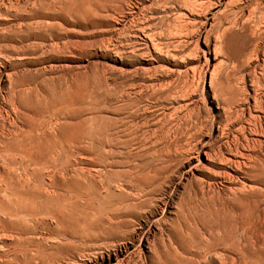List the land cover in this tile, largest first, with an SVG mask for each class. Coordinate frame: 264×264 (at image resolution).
<instances>
[{
	"label": "rangeland",
	"instance_id": "374dc122",
	"mask_svg": "<svg viewBox=\"0 0 264 264\" xmlns=\"http://www.w3.org/2000/svg\"><path fill=\"white\" fill-rule=\"evenodd\" d=\"M176 1L0 0V20L3 21H0V36L2 38L4 35L6 36L3 38L4 40L0 37V40L3 41L0 45L12 42L11 46L10 44L7 45L8 47L5 45L7 49H4V45L0 48V245H4L0 249V264H23L19 261L22 260V257L18 253L20 248L17 239L28 238V236H43L45 240H58L41 229L36 231V233L40 232L37 235L29 232V234L26 233L28 235L23 234V237H20L22 234L19 230L17 231L18 227L20 229L28 226L27 229L29 230L34 228L32 222L25 220L29 217V215H26L30 213L31 205L35 206H33V209H36L35 211L39 210L41 214L44 213L41 217L49 218L50 215L47 211L50 209L51 204L53 205L57 201V198L52 195L53 193L58 192L60 195L64 193L63 197L72 195L70 198V201H72L79 194L78 191H75L76 188L83 190L84 187V192L93 193L89 200L95 201L90 200L91 203L90 201L84 202V200H81L83 204L87 203L85 206L83 205V207H86L82 211L83 214L87 217L91 212V215L94 214L92 221L95 220L96 222V220L102 219L100 216L105 218L107 214L105 212L112 213L107 216L109 219L112 217L111 221L107 220L108 218L105 221L103 218L104 223L102 220L97 221L107 231L106 236L107 233L110 234L109 232H111L114 225H116L114 229L117 230L119 224H121L120 227L125 231L123 232L120 227L118 228L122 232V239L125 242L122 239L118 240L121 238L119 236L120 232H118L119 235L117 233L113 234L116 231L114 229V231L112 230L113 235L108 236L110 238L100 241V246L104 245L107 249L112 248L113 259L110 264H122L118 262L117 253L120 254L119 258H125V261L131 260L130 264H264V167L261 166L262 169L257 168L258 165L262 164L261 162L258 164V162L264 158H260V155H264V108L261 110L259 109L260 105H258L264 101V67L262 69V66H264V35H262V38L261 33H259L261 28L264 30V22L261 24V21L264 20V0H211L214 5L210 4L208 0H202L200 5L201 0H190L191 4L187 2L189 0H183V4L179 3L182 0H178V3ZM192 1H195V3L193 4ZM186 2L188 4L185 5ZM17 4L19 7L23 6L25 12L31 10L32 16L36 12L43 13V18L35 16L34 19L31 17V19H24L21 17L24 19L22 22L20 14L27 13L23 12L21 10L23 8L20 9ZM15 5L17 7L13 8ZM194 6L197 8H194ZM203 6H206L205 10ZM40 7H43L44 10L41 8L42 11L41 9L38 11ZM199 7L202 9H199L200 13L197 14ZM8 8L13 13L10 14ZM15 11L22 12L16 14L19 19L13 15L16 13ZM204 11H207L205 15ZM7 15H9L8 18ZM6 20H8V23ZM37 21L39 25L44 23L43 26L40 25L43 28L42 32ZM183 24L184 27L181 26ZM233 24H235V27ZM28 25L30 28L26 27ZM23 26L24 29H29L27 32H31L32 29L34 30L35 27L39 26L37 29L40 32L35 29L36 31L32 30V34H29V32L26 34V30L22 29ZM243 26L245 29H243ZM12 27H15L16 30ZM11 28L12 30H10ZM224 28L227 29L226 32L230 29L229 32L225 33ZM20 30L23 32L21 33ZM8 31L10 34L7 33ZM198 31L200 34H198ZM253 31L256 32L255 35ZM33 32L42 34V38L39 34L34 33V35ZM53 32L55 35H53ZM187 32H189V35L185 36ZM219 32L221 35H218ZM222 34L226 37L223 38ZM250 35L252 39H250ZM218 36H223L222 40ZM246 36H250L248 38L250 40H247ZM255 36L262 39L255 40ZM9 37L13 38V41ZM21 37L23 38L21 39ZM217 38L219 39L217 40ZM228 39H232V41L230 42ZM219 40L224 44L222 45ZM180 41L183 45L186 42L188 43L183 47ZM208 46L210 49H208ZM214 47L217 50L221 48L218 54H216L218 51L215 52ZM226 48L228 54L235 52L233 56L231 54L232 57L228 56ZM257 55L258 57H256ZM255 60H258V62ZM166 77L168 78L166 79ZM260 77L262 78L258 80L257 78ZM261 80H263V83L260 82ZM254 83L255 85H253ZM256 85L259 88H256ZM254 86H256V89ZM256 90L259 91L260 96ZM263 104L264 102L261 103V105ZM255 107L256 111L254 110ZM250 110L251 112L253 110V113ZM228 113H232V115ZM249 114H253L256 119L260 117L258 122L255 123L256 119H251ZM217 120H221V122ZM166 121H171L168 122L169 127L175 124L170 127L169 131L165 128L168 125L164 123L163 126V122ZM252 122L255 124L253 125ZM227 123L229 124L227 125ZM259 123H262L263 127ZM250 124L253 126H250ZM140 125L143 129L140 128ZM226 125L227 128H224ZM127 126L131 128L129 129ZM136 126H139L140 130ZM222 127L225 129L224 132ZM175 128L178 129L177 132ZM252 128L254 132H252ZM257 128L260 129V133L259 130L256 131ZM190 129H193L191 134L189 133ZM203 129L205 130L201 132ZM170 130H174V132ZM181 131L184 132L182 133L183 137L184 134H189L191 139H189V135L183 138ZM255 132H258V134H255ZM153 133L157 135H153ZM196 133H199L198 138ZM202 133L206 134L202 135ZM222 133L224 134L222 135ZM193 134L196 137L193 136L194 138H192ZM227 134H229L230 139ZM167 135L171 138H168ZM177 135L181 136L182 139L180 140ZM243 135H246V137H243ZM172 136L178 141L176 142ZM165 137L172 141L168 140L167 143L166 139L165 144L163 141ZM225 137L227 138L225 139ZM158 138H162L163 142ZM157 139L161 141V144H158ZM147 140L151 141L146 143ZM180 141L183 145L188 142L189 144H187V147L184 145V148L181 146ZM259 141L261 145L257 143ZM172 142L179 143L177 144L178 148L174 147L175 144ZM227 142L239 145L238 149L241 152H237L236 155L235 151L228 153L225 149L223 157L221 155L224 160H220L223 167H217V169L211 164L210 160L212 158L207 155V152H216L219 146H225L226 148ZM166 145L172 150H165ZM178 145L182 147V151L187 150L181 152L183 153L181 154L179 152L181 147ZM252 145L257 146L259 149L256 150L262 154L253 149ZM160 147L162 148L159 149ZM162 149L167 151L166 155H162ZM175 149L178 151L175 152ZM157 150L162 156L157 155L160 154ZM168 150L170 152L174 151V153H170ZM252 151L256 154L254 152L252 154ZM128 152L132 155L127 154ZM242 152L244 153L242 154ZM245 152H248V154ZM167 153L168 158L166 157ZM257 153H259L260 159L257 157ZM170 154H173L171 159L169 158L171 157ZM185 154L189 156H183ZM251 154L253 159L258 161L255 163L254 160L248 161L252 157ZM125 156L126 158L129 157V162L124 158ZM148 156L150 157L148 158ZM174 156H177V158ZM131 157L134 159H131ZM144 157L148 159H143V161L141 158ZM123 158L126 160L124 161ZM175 158L181 159L177 161L174 160ZM230 158L240 161L243 165V169L240 168L242 172L239 168L225 163V160ZM115 159L119 161L122 159L121 162L117 161L119 165H116ZM156 159H160V163ZM155 160L157 163L153 162ZM166 160L168 162L170 160L173 166H167L166 164L170 163ZM181 160L185 163H182ZM244 160H247L245 161L246 166H244ZM163 161L167 163H163ZM140 162L144 163L143 166H146L148 162L150 164L148 163L146 169L141 170ZM262 162L264 165V159ZM107 163H112L110 165L114 164L115 166H110ZM174 163H178L176 166L179 165L180 167L178 166L177 169ZM180 163L183 165L181 164V166ZM122 164H129V166L123 165L122 167ZM152 164L154 168H157L158 164V169L162 165L163 170H159L169 172L165 174V172L158 170V175L156 173L154 179L151 176L155 173L154 168H151ZM251 165L256 167L252 169ZM135 167L140 168V171ZM133 168L137 170H134L137 175L134 174L133 170L131 171ZM174 169H176V172L173 175L171 172ZM260 169L263 171H260ZM145 170L150 172L151 177L148 176L149 173ZM170 170L172 171L170 172ZM177 170L181 175L178 174ZM236 170L240 172L236 173ZM224 171L226 175L229 174L227 177ZM123 172L125 173L123 174ZM159 172L161 175H165L160 177ZM208 172L212 174H206ZM103 173H107V175ZM146 173L147 178L143 176ZM169 173L172 176H167ZM89 174L97 176L91 179L93 176L90 177ZM140 175L144 177V180L140 179L142 178ZM204 175H208V177H204ZM210 175L212 177H209ZM105 176L111 181H106L107 178L104 180ZM132 176H135V179ZM156 176L161 178L159 179L161 183L164 178L167 180V182L165 179L163 181L165 183L162 184L164 189L160 187L159 177L156 178ZM130 177L132 178L129 179ZM173 177L176 179L174 180ZM115 178L120 181L117 180L118 182L113 183L112 180H116ZM136 178L140 179L142 185ZM152 178L154 180L151 182L150 179ZM125 179L128 180H126L127 183L132 181L129 186L127 184V187ZM146 179H149L147 182L150 181L152 187L150 183H145ZM134 181L138 182L135 183ZM90 182L94 183L92 185L95 186L96 190L95 188L90 190L94 187L90 186ZM87 183L88 186H84ZM95 183L99 184L100 188H97ZM106 183L110 187H107ZM111 183L114 186H111ZM133 184H135V187ZM157 184L160 185V189L157 186L156 195L154 193L152 195L151 192H155V190L150 189ZM138 185L140 188H138ZM89 186L90 188H88ZM101 186H105L104 189H101ZM195 187L199 189L197 188V190ZM106 189L109 190V193ZM141 190H143V194L150 190L149 196L145 194L142 198L141 192L140 197L139 192ZM160 190L163 192L158 193ZM114 191L116 192L114 193ZM100 192L105 195L103 196ZM104 192H107V195ZM127 194L129 195L127 196ZM50 195L56 198L55 203H53V198ZM135 195L137 199L141 198V201L138 199L140 203H143L142 200H147L142 205H136V199H130ZM157 195H159V198ZM146 201H149L148 204H146ZM48 203H51L49 204L50 207L47 205ZM128 203L131 206L132 204L137 206L134 208V215L136 216H131L133 211H131V215H126L131 209ZM90 204H92V208H90ZM98 204L101 205L99 206L101 210L99 207L93 210ZM151 204L154 206L153 208ZM45 205L48 206H46V209ZM114 206L116 209H121V211L118 209L116 212L113 211L115 210L113 209ZM138 206L141 208L139 209ZM80 208L82 209L81 206ZM110 209H112V212ZM85 210L87 213L90 212L86 215ZM139 211H141V215ZM122 214L124 215L122 216ZM91 215L87 218L90 217L91 219ZM126 216L130 217L127 218ZM124 218V223L128 227L125 225L123 227L122 221ZM128 220L131 221V224L128 223L127 225ZM127 230L131 232L130 235L129 232L126 234ZM112 237L113 239H111ZM11 241L16 243H11ZM2 242L5 244H1ZM7 242L10 244L9 246L6 245ZM96 244L98 246L99 241ZM111 244H113V247ZM125 245L130 246L128 252L125 251ZM31 249L32 246L30 245L28 250L33 251ZM100 249L97 248L91 251L104 252L106 250V248ZM14 254H19V260ZM5 255H8L7 258ZM106 256H108L107 253L103 254V257ZM6 259L10 263H4ZM106 260L108 262L109 258L107 257ZM71 262L72 264L77 263L74 260L68 261L69 264ZM89 264L91 263L89 262Z\"/></svg>",
	"mask_w": 264,
	"mask_h": 264
},
{
	"label": "bare ground",
	"instance_id": "6f19581e",
	"mask_svg": "<svg viewBox=\"0 0 264 264\" xmlns=\"http://www.w3.org/2000/svg\"><path fill=\"white\" fill-rule=\"evenodd\" d=\"M46 1H47V0H46ZM173 1H176V0H173ZM177 1H178V0H177ZM177 1H176V2H177ZM179 1H180V0H179ZM186 1H187V0H186ZM206 1H207V0H206ZM208 1L210 2V4H213V5H214V3H211V0H208ZM237 1H238V0H237ZM176 2H174V3H176ZM187 2L190 3L191 1L189 0V1H187ZM187 2L185 3V5L188 4ZM192 2H193V4L195 3V1H192ZM198 2H199V1H198ZM209 2H207V3H209ZM243 2H244V1H243ZM25 3H27V2H25ZM177 3H178V2H177ZM179 3H182V4H183V0H182L181 2H179ZM203 3H204V2H203ZM207 3H206V4H207ZM182 4H181V5H182ZM190 4H191V3H190ZM190 4H189V5H190ZM193 4H192V5H193ZM200 4H202V0H201V3L199 2V5H200ZM210 4H209V5H210ZM195 5H196V4H195ZM17 6L19 7L18 4H17ZM17 6L15 5L13 8H16ZM45 6H46V5H45ZM177 6H178V5H177ZM179 6H180V5H179ZM196 6H198V5H196ZM196 6H194V8H195ZM201 6H202V5H201ZM206 6H208V5H206ZM206 6H203V7H204V10H205V7H206ZM0 7H1V6H0ZM11 7H12V6H11ZM11 7H10V11H11ZM54 7H55V6H54ZM166 7H167V6H166ZM174 7H175V4H174ZM187 7H189V6H187ZM208 7H209V6H208ZM208 7L206 8L207 10H208L210 7H212V6L210 5V7H209V8H208ZM19 8L21 9V8H23V6H22V7H19ZM41 8H43V7H40L38 11H40ZM172 8H173V7H172ZM175 8H176V7H175ZM178 8H180V7H178ZM190 8H191V7H190ZM196 8H197V7H196ZM17 9H18V8H17ZM170 9H171V8H170ZM199 9H200V7H199L198 10H197V14H198V12L200 13ZM201 9H202V8H201ZM201 9H200V10H201ZM13 10H14V9H13ZM21 10H22L23 12H25L24 8L21 9ZM43 10H44V8H43ZM191 10H192V9H191ZM251 10H252V9H251ZM8 11H9V8H8ZM10 11H9V12H10ZM27 11H28V10H27ZM34 11H36V10H34ZM41 11H42V9H41ZM45 11H46V10H45ZM193 11H194V10H193ZM254 11H255V10H254ZM6 12H7V9H6ZM15 12H16V13H14L13 15H15V17H16V16H17L16 14H17L18 11H15ZM28 12H29V11H28ZM28 12H25V13H27V14H23V15L20 14V18L23 17L24 19H25V18H29V19H31V18H33V17L35 18V16H38V17H40V18H41V17L43 18V13H41V12H36L34 16H32V14L30 13L31 10H30L29 13H28ZM32 12H33V11H32ZM46 12H47V11H46ZM206 12H207V11H204V15L206 14ZM11 13H13V12H10V14H11ZM18 13H22V12L20 11V12H18ZM73 13H74V12H73ZM202 13H203V12H202ZM235 14H236V13H235ZM13 15H12V16H13ZM21 15H22V16H21ZM45 15H47V14H45ZM56 15H57V14H56ZM8 16H9V15H7V18H8ZM24 16H25V17H24ZM259 16H260V15H259ZM10 17H11V16H10ZM10 17H9V19H10ZM18 17H19V16H18ZM18 17H16V18H18ZM30 17H31V18H30ZM196 17H197V15H196ZM199 17H200V15H199ZM34 18H33V19H34ZM36 18H37V17H36ZM204 18H205V16H204ZM229 18H230V17H229ZM263 18H264V17H263ZM5 19H6V18H5ZM18 19H19V18H18ZM24 19L21 18L22 22H23ZM226 19H228V18H226ZM226 19H225V20H226ZM260 19H261V18H260ZM12 20H14V19H12ZM15 20H16V19H15ZM223 20H224V19H223ZM223 20H222V21H223ZM0 21L3 22L2 20H0ZM4 21H5V20H4ZM7 21H8V20H6V22H7ZM6 22H5V23H6ZM235 22H236V21H235ZM235 22H233V23H235ZM262 22H264V20L261 21V24H263ZM7 23H8V22H7ZM26 23H28V22H26ZM37 23H38V21H37ZM1 24H2V23H1ZM214 24L216 25V23H214ZM243 24H244V23H243ZM243 24H242V25H243ZM38 25H39V23H38ZM40 25H42V24L40 23ZM40 25H39V26H40ZM43 25H44V23H43ZM43 25H42V26H43ZM212 25H213V24H212ZM215 25H214V26H215ZM246 25H247V24L245 23V26H246ZM263 25H264V24H263ZM28 26H29V25H28ZM28 26H26V27H27V28H30V26H29V27H28ZM39 26H37V28H38ZM42 26L39 27V29H41V32H42V29H43V28H41ZM181 26L184 27V24L181 25ZM181 26H180V27H181ZM216 26H217V25H216ZM233 26L235 27V24H233ZM32 27H33V26H32ZM32 27H31V29H32ZM45 27H46V26H44V28H45ZM50 27H51V26H50ZM183 27H182V28H183ZM12 28H13V27H12ZM12 28H11L10 30H12ZM14 28H15V27H14ZM14 28H13V29H14ZM33 28H34V27H33ZM37 28L35 27L34 30L37 29ZM48 28H49V27H48ZM226 28H227V27H226ZM228 28H229V27H228ZM228 28H227V29H228ZM253 28H254V27H253ZM259 28H260V27H259ZM20 29H21V28H20ZM22 29H24V26L22 27ZM31 29H30V30H31ZM45 29L47 30V28H45ZM45 29H44V30H45ZM227 29H225V28L223 29L225 33L229 32V30H230V29H229V30L226 32ZM231 29H232V28H231ZM234 29H235V28H234ZM234 29H233V30H234ZM243 29H245L244 26H243ZM14 30H16V28H15ZM14 30H13V31H14ZM24 30H26V29H24ZM27 30H29V29H27ZM27 30L25 31L26 34L29 32V31L27 32ZM32 30H33V29H32ZM32 30H31V32H29V34H30V33L32 34ZM34 30H33V31H34ZM44 30H43V31H44ZM46 30H45V31H46ZM187 30H188V29H187ZM200 30H201V28H200ZM212 30H213V29H212ZM220 30H221V29H220ZM256 30H257V29H256ZM262 30H263V29L261 28V30H260L261 32L259 31V33H261V34H260L261 37H262V35H264V34H263L264 30H263V32H262ZM35 31H36V30H35ZM37 31H39V30L37 29ZM45 31H44V33H45V35H46V32H47V31H46V32H45ZM246 31H247V30H246ZM246 31H245V32H246ZM249 31H250V30H249ZM254 31H255V30H254ZM254 31H253V32H254ZM10 32L12 33V31H10ZM14 32H15V31H14ZM20 32L22 33L23 31L20 30ZM39 32H40V31H39ZM50 32H51V30H50ZM253 32H252V33H253ZM7 33L10 34L9 31H8ZM15 33H16V32H15ZM15 33H13V34L15 35ZM25 33H24V36L26 35ZM34 33H35V32H33V34H34ZM53 33H54V32H53ZM53 33H52V34H53ZM219 33H220V32H219ZM222 33H223V31H222ZM225 33H224V34H225ZM232 33H233V32H232ZM246 33H247V32H246ZM248 33H249V32H248ZM252 33H251V34H252ZM255 33H256V32H254L253 34L255 35ZM257 33H258V31H257ZM4 34H5V32H4ZM29 34H28V36H29ZM35 34L37 35V34H39V33H35ZM35 34H34V35H35ZM48 34H49V33H48ZM59 34H60V33H59ZM59 34H57V35L59 36ZM162 34H163V33H162ZM198 34H200L199 31H198ZM224 34H222V35L224 36ZM0 35H1V34H0ZM2 35H3V33H2ZM14 35H13V38H14ZM53 35H55V33H54ZM57 35H56V36H57ZM183 35H184V34H183ZM187 35H189V32H187V34H185V36H187ZM209 35H211V34L209 33ZM218 35H221V33L218 34ZM225 35H226V34H225ZM256 35H257V34H256ZM258 35H259V34H258ZM16 36H17V35H16ZM22 36H23V35H22ZM28 36H26L27 39H28ZM39 36H41V38H42V34H41V35L39 34ZM56 36H55V37H56ZM223 36H218V37H220L221 40H222V37H223ZM231 36H233V35H231ZM250 36H251V35H250ZM250 36H249V37H250ZM0 37L2 38V36H0ZM5 37H6V36L4 35L3 38H5ZM31 37H32V36H31ZM31 37H30V38H31ZM34 37H35V36H34ZM34 37H33V38H34ZM43 37H45V36H43ZM225 37H226V36H224L223 38H225ZM246 37H247V36H246ZM249 37H247V40L252 39V36L250 37V39H248ZM255 37H256V36H255ZM258 37H259V36H258ZM258 37H256L255 40H256V39L259 40V39L261 38V37H260V38H258ZM263 37H264V36H263ZM263 37H262V38H263ZM3 38H2V39H3ZM9 38H10L11 40L13 39V38H11V37H9ZM22 38H23V37H21V39H22ZM35 38H36V37H35ZM39 38H40V37H39ZM39 38H38V39H39ZM56 38H58V37H56ZM183 38H184V37H183ZM187 38H188V37H187ZM210 38H211V37H210ZM228 38H229V36H228ZM231 38H232V37H231ZM262 38H261V39H262ZM2 39L0 40V43H1ZM7 39H8V37H7ZM15 39H16V37H15ZM15 39H14V40H15ZM44 39H45V38H44ZM184 39L187 40L186 38H184ZM184 39H183V41H184ZM208 39H209V38H208ZM218 39H219V38H217V40H218ZM3 40H4V39H3ZM11 40H10V41H11ZM25 40H26V38H25ZM28 40H29V39H28ZM180 40H181V39H180ZM206 40H207V39H206ZM221 40H219V41L221 42ZM228 40H229V39H228ZM247 40H246V41H247ZM253 40H254V39H253ZM7 41H8V40H7ZM12 41H13V40H12ZM23 41H24V40H23ZM178 41H179V40H178ZM210 41H212V40H210ZM224 41H225V40L223 39V42H224ZM229 41L231 42L232 39L229 40ZM261 41H262V40H261ZM2 42H3V41H2ZM15 42H16V41H15ZM21 42H22V40H21ZM21 42H19V43H21ZM180 42H181V41H180ZM180 42H179V43H180ZM185 42H186V41H185ZM207 42H208V41H207ZM207 42H206V43H207ZM227 42H228V41H227ZM187 43H188V42H186V44H187ZM218 43H219V42H218ZM221 43H222V42H221ZM224 43H225V42H224ZM224 43H222V45H223ZM8 44H10V46H11L12 42H11V43L9 42ZM8 44H5V45L7 46ZM26 44H27V43H26ZM164 44H165V42H164ZM186 44L183 45L182 42H181V45H182L183 47H184ZM219 44H220V43H219ZM219 44H218V46H219ZM229 44H230V43H229ZM229 44H228V45H229ZM257 44H258V43H257ZM259 44H260V43H259ZM261 44H262V43H261ZM2 45H4V44H1V45H0V48H1ZM5 45H4L3 47H4V49H7V48H5ZM21 45H22V44H21ZM167 45H168V44H167ZM171 45H172V44H171ZM220 45H221V44H220ZM228 45H227V46H228ZM18 46H20V45H18ZM182 46H181V47H182ZM218 46H216V47L219 48ZM7 47H8V46H7ZM160 47H161V46H160ZM179 47H180V46H179ZM224 47H226V46H224ZM21 48H22V47H21ZM170 48H171V47H170ZM197 48H198V47H197ZM228 48H229V47H228ZM258 48H259V47H258ZM260 48H261V47H260ZM2 49H3V48H2ZM208 49H210L209 46H208ZM214 49H215V52L218 51V52L216 53V54H218V53L220 52V49H221V48H220L219 50H217V49L214 47ZM0 50H1V49H0ZM17 50H18V49H17ZM62 50H63V49H62ZM206 50H207V49H206ZM261 50H262V49H261ZM15 51H16V50H15ZM171 51H172V50H171ZM221 51H222V50H221ZM226 51H227V48H226ZM229 52H230V51H229ZM225 53H226V52H225ZM234 53H235V52H232V53L228 54V51H227L228 56L230 55L229 57H232V56L234 55ZM236 53H237V52H236ZM258 53H259V52H258ZM263 53H264V52H263ZM216 54H215V55H216ZM231 54H232V56H231ZM253 54H254V53H253ZM167 55H168V54H167ZM235 55H236V54H235ZM263 55H264V54H263ZM256 57H258V55H257ZM254 58H255V57H254ZM246 59H247V58H246ZM249 59H250V58H249ZM251 59H252V58H251ZM157 60H158V59H157ZM250 61H251V60H250ZM255 61H256V60H255ZM256 62H258V60H257ZM255 64H256V63H255ZM257 64H258V63H257ZM180 65H181V64H180ZM183 65H184V64H183ZM263 65H264V64H263ZM161 67H162V66H161ZM247 67H248V66H247ZM263 67H264V66H262V69H263ZM258 68H259V67H258ZM232 70H233V69H232ZM261 71H262V70H261ZM263 71H264V70H263ZM156 72H157V71H156ZM214 72H215V71H214ZM233 72H234V70H233ZM166 73H167V72H166ZM263 73H264V72H263ZM162 74H163V73H162ZM212 74H213V73H212ZM213 75H215V74H213ZM255 76L258 77V75H256V74H255ZM262 76H263V75H262ZM163 77H164V76H163ZM228 77H229V76H228ZM167 78H168V77H166V79H167ZM226 78H227V77H226ZM261 78H262V77L257 78V79L259 80V79H261ZM162 79H163V78H162ZM162 79H161V80H162ZM254 79L256 80V78H254ZM254 79H253V80H254ZM263 79H264V77H263ZM158 80H159V79H158ZM180 80H181V79H180ZM255 80H254V81H255ZM153 81H154V80H153ZM262 81H263V80H261L260 82H262ZM185 82H186V81H185ZM256 82L259 83L257 80H256ZM262 83H263V82H262ZM170 84H171V83H170ZM180 84H181V83H180ZM253 85H255V83H254ZM256 86H257V85H256ZM256 86H254V88H255ZM174 87H175V86H174ZM262 87H263V86H262ZM262 87H261V88H262ZM249 88H250V87H249ZM256 88H259V86H257ZM256 88H255V89H256ZM263 88H264V87H263ZM14 89H15V88H14ZM252 89H253V88H252ZM12 90H13V89H12ZM167 90H168V89H167ZM167 90H166V91H167ZM175 90H176V89H175ZM258 90H259V89H258ZM158 91H159V90H158ZM158 91H156V92H158ZM164 91H165V90H164ZM166 91H165V92H166ZM169 91H170V89H169ZM169 91H168V92H169ZM256 91H257V90H256ZM259 91H260V90H259ZM259 91H257V93H258ZM262 91H263V90H262ZM161 92H162V91H161ZM161 92H159V93L161 94ZM260 92H261V91H260ZM162 93H163V92H162ZM169 93H170V92H169ZM171 93H172V92H171ZM250 93H251V92H250ZM250 93H248V94H250ZM255 93H256V92H255ZM152 94H153V92H152ZM258 94H259V93H258ZM256 95H257V94H256ZM253 96H254V95H253ZM259 96H260V94H259ZM259 96H258V98H259V100H260V97H259ZM151 97H152V96H151ZM184 97H185V96H184ZM218 97H219V96H218ZM168 98H169V97H168ZM256 99H257V97H256ZM256 99H255V100H256ZM261 99H262V98H261ZM162 100H163V99H162ZM168 100H169V99H168ZM171 100H172V99H171ZM247 100H248V99H247ZM10 101H11V100H10ZM173 101H174V100H173ZM249 101H250V99H249ZM256 101H258V100H256ZM256 101H255V102H256ZM260 101H261V100H260ZM133 102H134V101H133ZM165 102H166V101H165ZM176 102H177V101H176ZM263 102H264V101H263ZM263 102H260V104H258V103H255V104L260 105L259 109L262 110V108H264V106H263L264 104L261 105V103H263ZM164 104H165V103H164ZM133 105H134V104H133ZM136 105H137V104H136ZM138 105H139V104H138ZM165 105H166V104H165ZM168 105H169V104H168ZM250 105H251V104H250ZM253 105H254V104H253ZM254 106H256V105H254ZM164 107H165V106H164ZM249 107H250V106H249ZM257 108H258V107H257ZM119 109H120V108H119ZM248 109H249V108H248ZM254 110L256 111V107H255ZM257 110H258V109H257ZM261 110H259V111H261ZM226 111H227V110H226ZM173 112H174V111H173ZM227 112H229V111H227ZM246 112H247V111H246ZM250 112H251V110H250ZM261 112H262V111H261ZM263 112H264V110H263ZM225 113H226V112H225ZM251 113H253V110H252ZM228 114H229V115H232V113H231V114L228 113ZM138 115H139V114H138ZM200 115H202V114H200ZM246 115H247V114H246ZM249 115H250V114H249ZM251 115H253V114H251ZM251 115H250L251 119H252V118H253V119H256V117H254V115H253V116H251ZM244 116H245V115H244ZM258 116H260V115H258ZM169 117H170V116H169ZM188 117H189V116H188ZM201 117H202V116H201ZM250 117H249V118H250ZM173 118H174V117H173ZM216 118H217V117H216ZM218 118H219V117H218ZM259 118H260V117H259ZM259 118H258V119H259ZM175 119H176V118H175ZM177 119H178V117H177ZM179 119H180V117H179ZM184 119H185V118H184ZM198 119H199V118H198ZM247 119H248V118H247ZM251 119H250V121H251ZM258 119H256L255 123L258 122ZM123 120H124V119H123ZM162 120H163V119H162ZM200 120H201V119H200ZM200 120H199V121H200ZM240 120H241V118H240ZM124 121H125V120H124ZM124 121H122V122H124ZM175 121H176V120H175ZM182 121H183V120H182ZM184 121H185V120H184ZM199 121H198V122H199ZM214 121H216V120H214ZM217 121H220V122H221V120H217ZM229 121H230V120H229V118H228V122H229ZM233 121H234V120H233ZM247 121H248V120H247ZM252 121H253V120H252ZM262 121H263V120H262ZM115 122H116V121H115ZM128 122H129V121H128ZM168 122H171V121H168ZM168 122H167V121H166V122H163V126H164L165 124L168 125ZM177 122H178V121H177ZM177 122H176V123H177ZM195 122H196V121H195ZM248 122H249V121H248ZM253 122H254V121H253ZM253 122H252V124H253ZM260 122H261V120H260ZM164 123H165V124H164ZM201 123H202V121H201ZM214 123H215V122H214ZM217 123H218V122H217ZM229 123H230V122H229ZM229 123H227V125H228ZM255 123H254V124H255ZM262 123H263V122H262ZM262 123H259V124H261L260 126L263 125ZM131 124H132V123H131ZM136 124H137V123H136ZM136 124H135V125H136ZM181 124H182V123H181ZM181 124H180V125H181ZM190 124H191V123H190ZM199 124H200V123H199ZM199 124H198V125H199ZM203 124H204V121H203ZM232 124H234V123H232ZM254 124H253V125H254ZM113 125H114V124H113ZM170 125H171V124H170ZM172 125H175V124H172ZM172 125H171V126H172ZM227 125H226V127H224V128H227ZM253 125L250 124V126H253ZM157 126H158V124H157ZM171 126H170V127H171ZM199 126H200V125H199ZM201 126H202V124H201ZM256 126H257V125H256ZM127 127L129 128V126H127ZM127 127H126V128H127ZM131 127H132V125H131ZM131 127H130V128H131ZM136 127L139 128V126H136ZM168 127H169V125H168ZM168 127L166 126L165 128L168 129V131H169L170 127H169V128H168ZM174 127H175V126H174ZM174 127H173V128H174ZM184 127H185V126H184ZM202 127H203V126H202ZM232 127H233V126H232ZM232 127H231V128H232ZM262 127H263V126H262ZM126 128H125V130H126ZM128 128H127V129H128ZM130 128H129V129H130ZM138 128H137V129H138ZM140 128H141V125H140ZM140 128H139V130H140ZM148 128H149V127H148ZM148 128H147V129H148ZM158 128H159V127H158ZM161 128H162V127H161ZM173 128H172V129H173ZM181 128H182V127H181ZM195 128H196V127H195ZM198 128H199V127H198ZM224 128L222 127L223 132L225 131ZM231 128H230V129H231ZM116 129H117V128H116ZM141 129H143V128H141ZM153 129H154V128H153ZM166 129H165V131H166ZM187 129H189V128H187ZM187 129H186V131H187ZM246 129H247V128H246ZM249 129L251 130L250 127H249ZM121 130H122V129H121ZM134 130H135V128H134ZM134 130H132V131H134ZM151 130H152V129H151ZM155 130H156V129H155ZM175 130H176V128H175ZM179 130H180V129H179ZM181 130H182V129H181ZM191 130H193V129H190V130H189V133H190V134H191ZM199 130H200V129H199ZM204 130H205V129L201 130V132H203ZM244 130H245V129H244ZM252 130H253V128H252ZM257 130H259V133H260V129L257 128L256 131H257ZM132 131H131V132H132ZM137 131H138V130H137ZM137 131H136V132H137ZM165 131H164V132H165ZM170 131H173V132H174V130H170ZM177 131H178V129L176 130V132H177ZM182 131H183V130H182ZM182 131H181V135H182V133H184V132H182ZM229 131H230V130H229ZM261 131H262V130H261ZM126 132H127V131H126ZM136 132H135V133H136ZM138 132H139V131H138ZM141 132H142V131H141ZM153 132H155V131H153ZM157 132H159V131H157ZM176 132H175V133H176ZM179 132H180V131H179ZM197 132H199V131L197 130ZM232 132H233V131H232ZM250 132H251V131H250ZM252 132H254V130H253ZM127 133H128V132H127ZM127 133H126V134H127ZM132 133H133V132H132ZM175 133H174V134H175ZM194 133H195V131H194ZM228 133H229V132H228ZM261 133H262V132H261ZM155 134H156V133H155ZM155 134L153 133V135H155ZM158 134H159V133H158ZM167 134H168V133H167ZM177 134H178V133H177ZM187 134H188V132H187ZM196 134H197V133H196ZM198 134H199V133H198ZM198 134L196 135L197 138H198ZM203 134H206V133H202V135H203ZM223 134H224V133H222V135H223ZM230 134H231V133H230ZM251 134H252V133H251ZM255 134H258V132H257V133L255 132ZM132 135H133V134H132ZM156 135H157V134H156ZM188 135H189V134H188ZM188 135H185V134H184V137H186V136H188ZM202 135H201V136H202ZM228 135H229V134H227V136H228ZM233 135H234V134H233ZM253 135H254V134H253ZM261 135H262V134H261ZM126 136H127V135H126ZM129 136H130V133H129ZM164 136H165V135L163 134V137H164ZM167 136H168V138L170 137L169 135H167ZM167 136H166V137H167ZM193 136H194V134L192 135V138L196 137V136H194V137H193ZM237 136H238V135H237ZM263 136H264V135H263ZM157 137H158V136H157ZM157 137H155V138H157ZM159 137H160V135H159ZM166 137H165V140H163V141L165 142V144H166V139H167ZM175 137H176V135H175ZM175 137H174V138H175ZM177 137L180 138L181 136H178V135H177ZM182 137H183V135H182ZM184 137H183V138H184ZM188 137H189V139H191V138H190L191 135H189ZM202 137H203V136H202ZM243 137H246V135H245V136L243 135ZM146 138H148V137H146ZM150 138H151V137H150ZM170 138H171V137H170ZM172 138H173V136H172ZM174 138H173V139H174ZM200 138H201V137H200ZM226 138H227V137H225V139H226ZM228 138L230 139L229 136H228ZM237 138H238V137H237ZM111 139H112V138H111ZM127 139H129V138H127ZM152 139H153V138H152ZM158 139H160V138H158ZM158 139H157V140H158ZM161 139H162V138H161ZM161 139H160V140H161ZM163 139H164V138H163ZM181 139H182V138H180V140H181ZM187 139H188V138H187ZM189 139H188V140H189ZM234 139H235V138H234ZM239 139H240V138H239ZM249 139H250V138H249ZM249 139H248V140H249ZM251 139H252V138H251ZM145 140H146V139H145ZM160 140H158V141H159L158 144H161L160 142H161L162 140H161V141H160ZM168 140H171V139H167V143L169 142ZM174 140H175V139H174ZM183 140H184V139H183ZM192 140H193V139H192ZM196 140H197V139H196ZM248 140H246V141H248ZM253 140H254V139H253ZM256 140H257V139H256ZM149 141H151V140H149ZM149 141L147 140L146 143H147V142L149 143ZM158 141H157V142H158ZM163 141H162V142H163ZM171 141H172V140H171ZM175 141L177 142L178 140L176 139ZM244 141H245V140H244ZM244 141H243V142H244ZM254 141H255V140H254ZM176 142H172V143L175 144ZM187 142H188V141H187ZM194 142H195V140H194ZM198 142H199V141H198ZM198 142H196V143H198ZM213 142H215V141H213ZM238 142H239V140H238ZM243 142H242V143H243ZM248 142H249V141H248ZM259 142H260V141H259ZM259 142H257V143L261 145V142H260V143H259ZM170 143H171V142H170ZM170 143H169V145H171ZM180 143H182V142L180 141ZM192 143H193V142H192ZM192 143H191V144H192ZM216 143H218V141H216ZM224 143H225V142H224ZM249 143H250V142H249ZM253 143H254V142H253ZM150 144H151V143H150ZM155 144H156V143H155ZM174 144H173V145H174ZM177 144H179V143H177ZM177 144H175L174 147L176 146V148H178V147H177ZM187 144H189V142L186 143V144L184 143V145H186L185 147L188 146ZM207 144H208V143H207ZM240 144H241V143H240ZM251 144H252V143H251ZM258 144H257V145H258ZM143 145H144V144H143ZM156 145H157V144H156ZM162 145H163V144H162ZM162 145H161V146H162ZM167 145H168V144H167ZM167 145H166V147H167ZM173 145H172V146H173ZM180 145H181V144H180ZM184 145H183V143H182L181 146L184 147ZM194 145H195V143H194ZM196 145H197V144H196ZM255 145H256V144H255ZM255 145H252V146L254 147ZM141 146H142V144H141ZM150 146H151V145H150ZM157 146H158V145H157ZM157 146H156V147H157ZM159 146H160V145H159ZM163 146L165 147V145H163ZM178 146H179V145H178ZM181 146H179V147H181ZM212 146H214V144H212ZM246 146H247V145H246ZM246 146H245V147H246ZM148 147H149V146H148ZM174 147H173V150H174ZM185 147H184V148H185ZM238 147H239V145L237 146L236 143L227 142V147H226V148H225V146H219V148L217 147V151H216V152H213V153H209V152H207V155H208L209 157L212 158V160H210V162H211L212 165H214L213 167H216V168H217V167H220V168H221V167H223V164L220 162V160H224V159L221 158V155H222V157H223V153L225 152V149L228 151V153H229V152H232V151H235V152H236L235 154L237 155V152H239ZM249 147H250V146H249ZM259 147H261V146H259ZM146 148H147V146H146ZM146 148H144V149H146ZM161 148H162V147H160L159 149H161ZM190 148H191V147H190ZM250 148H251V147H250ZM261 148H262V147H261ZM261 148H260V150H261ZM167 149H170V148H168V147L165 148V150H167ZM188 149H189V148H188ZM193 149H194V148H193ZM247 149H248V148H247ZM247 149H246V150H247ZM251 149H252V148H251ZM251 149H250V150H251ZM253 149L256 150V149H259V148L256 146V147H254ZM146 150H148V149H146ZM146 150H144V151H146ZM150 150H151V149H150ZM162 150H163V152H165V153L162 152V155H163V154L166 155V152H167V151H164V149H162ZM162 150H160V151H162ZM170 150H172V148H171ZM185 150H187V149H185ZM185 150L182 151V147H181V151H179V152L181 153V152H184ZM191 150H192V149H191ZM243 150L245 151L244 147H243ZM250 150H248V151H250ZM176 151H178V150L175 149V152H176ZM194 151H195V150H194ZM227 151H226V152H227ZM256 151H258V150H256ZM122 152H123V151H122ZM129 152H130V151H129ZM129 152H128L127 154H130V153H131V152H130V153H129ZM157 152H158V150H157ZM168 152H170V151L168 150ZM172 152L174 153V151H171L170 153H172ZM240 152H241V151H240ZM240 152H239V153H240ZM253 152H254V151H252V154H253ZM258 152H259V151H258ZM262 152H263V151H262ZM142 153H143V152H142ZM158 153H160V152H158ZM177 153H178V152H177ZM185 153H186V152H185ZM192 153H193V152H192ZM243 153H244V152H242V154H243ZM245 153L248 154V152H245ZM254 153H255V152H254ZM259 153L262 154L261 152H259ZM259 153H257V155H258L257 157H258V158H259ZM110 154H111V153H110ZM140 154H141V152H140ZM144 154H145V156H146V153H145V152H144ZM144 154H143V155H144ZM181 154H183V153H181ZM193 154H194V153H193ZM230 154H231V153H230ZM242 154H238V155H242ZM247 154H246V155H247ZM252 154H251V156H252ZM255 154H256V153H255ZM130 155H132V154H130ZM141 155H142V154H141ZM157 155L160 156L161 153H160V154H157ZM162 155H161V156H162ZM165 155H164V156H165ZM176 155H177V154H176ZM233 155H234V154H233ZM236 155H235V156H236ZM139 156H140V155H139ZM139 156H138V157H139ZM152 156H153V154H152ZM170 156H171V157H169V158L171 159V158L173 157V154H172V155L170 154ZM178 156H180L179 153H178ZM181 156H182V155H181ZM183 156H186V157H187V156H189V155L185 154V155H183ZM190 156H191V155H190ZM244 156H245V155H244ZM247 156L249 157V155H247ZM251 156H250V157H251ZM254 156H255V155H254ZM149 157H150V156H148V158H149ZM166 157L168 158V153H167V156H166ZM174 157L177 158V156H174ZM186 157H185V158H186ZM193 157H194V155H193ZM193 157H192V158H193ZM248 157H247V158H248ZM262 157H264V155H262V156L260 155V158H262ZM113 158H114V157H113ZM115 158H116V157H115ZM124 158H126V156H125ZM124 158H123V159H124ZM128 158H129V157H128ZM128 158H126V159L128 160L127 162H129V159H128ZM148 158H147V157H146V158L144 157V158H141V159H142V160H143V159L146 160V159H148ZM159 158H160V157H159ZM176 158H175L174 160H177V161H178L179 158H178V159H176ZM183 158H184V157H183ZM194 158H195V157H194ZM198 158H199V157H198ZM260 158H259V159H260ZM104 159H105V158H104ZM126 159H124V161H125ZM131 159H134V158L131 157ZM131 159H130V161H131ZM137 159H138V158H137ZM180 159H181V158H180ZM180 159H179V160H180ZM230 159H231V160H230ZM230 159L225 160V163H229V164H231V166L233 165L235 168H239V169L242 168L243 165L240 163V161L238 162L237 159H236V160H234V159L232 160V158H230ZM248 159H249V158H248ZM248 159H247V160H248ZM263 159H264V158H263ZM263 159H262V161H263ZM113 160H114V159H113ZM115 160H116L115 162H117V161H118V162H121L122 159H121L120 161L117 160V159H115ZM156 160H157V159H156ZM156 160L153 161V162H156ZM185 160H186V159H185ZM189 160H190V159H189ZM189 160H187V161H189ZM247 160H244L243 162H245V161H247ZM250 160H254V159H253V156H252L251 159H249L248 161H250ZM133 161H134V160H133ZM143 161H144V160H143ZM147 161H149V160H147ZM159 161H160V159L157 160V162H159ZM166 161L168 162V160H166ZM166 161H163V163L166 162ZM172 161H173V159H172ZM177 161H176V162H177ZM187 161H186V162H187ZM193 161H194V160H193ZM227 161H228V162H227ZM256 161H258V160H256ZM256 161L254 160V163H255ZM262 161L260 160V161L258 162V164H260V162L262 163V164H260V166L258 165V167H257L258 169H259V167L261 168V166L264 167ZM118 162H117L116 165H119ZM122 162H123V161H122ZM151 162H152V161H151ZM157 162H156V163H157ZM167 162H166V163H167ZM170 162H171V161L169 160L168 163H170ZM179 162H180V161H179ZM179 162H178V163H179ZM181 162H182V160H181ZM183 162L185 163V161H183ZM183 162H182V163H183ZM241 162H242V161H241ZM99 163H100V161H99ZM112 163H113V162H112ZM112 163H110V164H112ZM123 163H126V162H123ZM137 163H138V162H137ZM141 163H142V165H141ZM148 163L150 164V162H148ZM148 163H147L146 166H143L144 163H143V162H140V165H139V166L141 167V170H142V169H146V167L149 165ZM156 163H155V165H156ZM159 163H160V162H159ZM171 163H172V162H171ZM171 163H170V164H166V165H167V166L169 165V167H170V166H173V164L171 165ZM178 163H176V164H178ZM182 163H180V165H181ZM223 163H224V162H223ZM107 164L110 165L109 163H107ZM135 164H136V163H135ZM138 164H139V163H138ZM138 164H137V165H138ZM161 164H162V162H161ZM161 164H160V165H161ZM174 164H175V163H174ZM176 164H175V167L177 168L179 165L176 166ZM251 164H252V163H251ZM113 165H114V164H113ZM113 165H110V166H113ZM123 165H125V166L128 165V166H129V164H127V165H126V164H122V167H123ZM162 165H164V164H162ZM162 165H161V167H159V169H162ZM182 165H183V164H182ZM182 165H181V166H182ZM188 165H189V164H188ZM224 165H225V164H224ZM249 165H250V163H249ZM252 165H253V164H252ZM252 165L250 166L252 169H253V167H256V166H252ZM256 165H257V163H256ZM114 166H115V165H114ZM130 166H131V165H130ZM139 166H138V167H139ZM150 166H151V165H150ZM150 166H149V168H150ZM158 166H159L158 164H157V168H154V167H153V164H152V166H151V168H152V167L154 168L153 171L155 172V173H153V175H151V176H153V178L155 177V174H156V173H157L156 175H158V170H159V169H158ZM184 166H185V165H184ZM244 166H246V162L244 163ZM132 167H133V166H132ZM132 167H131V168H132ZM155 167H156V166H155ZM169 167H168V168H169ZM179 167H180V166H179ZM225 167H227V166H225ZM234 167H233V168H234ZM250 167H249V168H250ZM263 167H262V168H263ZM126 168H127V167H126ZM135 168L137 169V167H135ZM163 168H164V167H163ZM172 168H173V167H172ZM196 168H197V167H196ZM198 168H199V167H198ZM220 168H219V169H220ZM233 168H232V169H233ZM249 168H248V169H249ZM251 168H250V169H251ZM257 168H255V169H257ZM262 168H261V169H262ZM136 169L133 168V169H131V171H132V170L134 171V170H136ZM139 169H140V168H139ZM139 169H137V170L140 171ZM147 169H148V168H147ZM166 169H167V168H166ZM166 169H165V170H166ZM177 169H178V168H177ZM217 169H218V168H217ZM242 169H243V168H242ZM252 169H251V170H252ZM261 169H260V171H263V170H261ZM129 170H130V169H129ZM137 170H136V171H137ZM149 170H150V169H149ZM151 170H152V169H151ZM162 170H163V169H162ZM162 170H159V171H161V172L164 173L165 171H162ZM175 170H176V169H174L173 171L170 170V172L172 171L171 174H173V173L175 174V172H176ZM240 170H241V169H240ZM251 170H250V171H251ZM106 171H107V170H106ZM180 171H182V170H180ZM214 171H215V170H214ZM236 171H237L236 173L240 172V171H238V170H236ZM126 172H127V171H126ZM134 172H135V171H134ZM145 172L149 173L148 176H150V172H149L148 170H147V171L145 170ZM166 172L168 173L169 171H166ZM166 172H165V174H166ZM177 172H178V174H179V171H178V170H177ZM215 172H216V171H215ZM215 172H213V173H215ZM224 172H225V171H224ZM241 172H242V170H241ZM124 173H125V172H123V174H124ZM141 173H142V171H141ZM147 173H146V174H143V176L145 177V176L147 175ZM182 173H183V172H182ZM210 173H211V172H210ZM210 173L208 172V173H206V174H210ZM90 174H91V173H90ZM90 174H89V175H90ZM101 174H102V173H101ZM103 174H104V175H105V174L107 175V173H103ZM129 174H131V173H129ZM134 174L137 175L136 172H135ZM151 174H152V173H151ZM159 174H160V172H159ZM165 174H163V175L160 174L161 176H160V175H159V176H160V177H163ZM171 174L169 173V175L167 174V176L170 177ZM174 174H173V175H174ZM199 174H200V173H199ZM211 174H212V173H211ZM98 175H99V174H98ZM125 175H126V174H125ZM176 175H177V174H176ZM179 175H181V173H180ZM213 175H214V174H213ZM221 175H222V174H221ZM221 175H220V176H221ZM225 175H226V172H225ZM225 175H224V178H225ZM228 175H229V174H227L226 177H227ZM92 176H93V175H92ZM92 176L90 175V177H92ZM94 176H97V175H94ZM94 176H93V178H91V179H94ZM99 176H100V175H99ZM123 176H124V175H123ZM130 176H131V175H130ZM140 176L142 177V175H140ZM151 176H150V177H151ZM159 176H156V178H158ZM171 176H172V175H171ZM206 176L208 177V175H206ZM206 176L204 175V177H206ZM87 177H88V176H87ZM132 177H134V179H135V176H132ZM132 177H130L129 179H131ZM144 177H142V178H140V179L144 180V179H143ZM160 177L158 178V182L160 181L159 179H161ZM169 177H168V178H169ZM209 177H212V176L210 175ZM100 178L102 179V177H100ZM103 178H104V177H103ZM106 178H107L108 180H106ZM125 178H126V177H125ZM146 178H147V176H146ZM153 178L150 179L151 182L155 179V178H154V179H153ZM168 178H167V179H168ZM176 178H177V176H176ZM176 178H175V179H176ZM97 179H99V178H97ZM97 179H96V180H97ZM111 179H114V178H111ZM115 179H116V178H115ZM137 179H138V178H136V180H137ZM140 179H138L139 183H140ZM164 179H165V178H164ZM164 179H163V181H164ZM173 179H174V177H173ZM173 179H172V180H173ZM175 179H174V180H175ZM204 179H205V178H204ZM207 179H210V178H207ZM211 179H213V178H211ZM226 179H227V178H226ZM96 180H95V181H96ZM99 180H100V179H99ZM104 180H106V181H111L107 176H105V179H104ZM104 180H102V181L104 182ZM117 180H119V179L112 180V181H114L113 183H115V181H117ZM122 180H123V179H122ZM126 180H127V179H125L124 181L126 182ZM148 180H149V179H146L145 183H147V184L150 183V186H151V182H150V181L147 182ZM165 180H166V179H165ZM102 181H101V182H102ZM119 181H120V180H119ZM127 181H128V180H127ZM130 181H131V180H130ZM138 181H137V182H138ZM163 181H162V183L159 182V184H160L161 186H160L159 184H157L156 186L154 185V186H155L154 188L150 189V190H155V192H151L152 195H153V193L156 195V190L158 191V189H160L159 186L162 187V184L164 183ZM170 181H171V180H170ZM170 181H169V182H170ZM226 181H227V180H226ZM96 182H97V181H96ZM101 182H100V183H101ZM117 182H118V181H117ZM121 182H122V181H121ZM121 182H120V183H121ZM125 182H124V183H125ZM134 182L137 183L136 181H134ZM143 182H144V181H143ZM158 182H156V183H158ZM166 182H167V180H166ZM172 182H173V181H172ZM195 182H196V181H195ZM92 183H93V182H92ZM92 183L90 182V186L92 185ZM131 183H132V181H131ZM131 183H129V182L127 183V182H126V183H125L126 187H127V184H128V186H129ZM141 183H142V182H141ZM141 183H140V184H141ZM181 183H182V182H181ZM196 183H197V182H196ZM196 183H195V184H196ZM93 184H94V183H93ZM106 184H107V183H106ZM106 184H105V185H106ZM109 184H110V182H109ZM121 184H122V183H121ZM140 184H139V185H140ZM164 184H165V183H164ZM170 184H172V183L170 182ZM182 184H183V183H182ZM95 185L97 186V188L100 186L99 184L97 185L96 183H95ZM101 185H102V183H101ZM112 185H113V184L111 183V186H112ZM134 185H135V184H133V186H134ZM136 185H137V184H136ZM139 185H138V188H140ZM141 185H142V184H141ZM145 185H146V184H145ZM166 185H167V184H166ZM168 185H169V184H168ZM84 186L87 187V186H88V183H87L86 185H84ZM90 186H89L88 188H90ZM93 186H94V185H92V187H93ZM102 186H103V185H102ZM102 186H101V189H102V188L104 189L105 186H104V187H102ZM113 186H114V185H113ZM150 186H149V187H150ZM157 186H158V189H156ZM195 186H196V185H195ZM107 187H110V185L107 184ZM134 187H135V186H134ZM134 187H133V188H134ZM144 187H145V186H144ZM151 187H152V186H151ZM167 187H168V186H167ZM169 187H170V186H169ZM84 188H85V187H84ZM84 188H83V190H84ZM88 188H86V189H88ZM94 188H95V186H94L93 188H90V190H92V189L94 190ZM99 188H100V187H99ZM128 188H129V187H128ZM133 188H132V189H133ZM146 188H147V187H146ZM195 188H196V187H195ZM197 188H198V187H197ZM197 188H196V189H197ZM76 189H77V190H75V189H74V190H75V191H78L79 194H77V195L75 196L76 199L74 198V200H72V201H70V200H71L70 198H71L72 195H71V196L68 195L69 197H67V195L65 194L66 197H65V196L63 197V194H64V193H63L62 195H60V193L55 192V193H53L52 195L55 196L57 199L54 198L52 195H50V197L53 198V199H52L53 203H55L56 200H57V201H56L55 204H53L54 206L51 204L52 201H51V203H48V204H47V205L51 204V207H50V205H49L50 209H48V211L46 210V211L48 212V214L50 215L49 218H48V217H41V216L44 214V213L42 212V211H44V210H42V209H43V208H42L43 206L40 204V202H42V201L39 202V204H40L42 207L38 204L39 207L42 208V209H41V210H42L41 212H42L43 214H41L40 211L38 210V211H39V214H41V215H39V214L37 215V212H38V211H35L36 209H35V210L33 209V206H34V205H31L32 207L29 206V207L32 208V210H31V208H30V209H29V210H30V213H29V210L27 209V212H28L29 214H27V215L25 214V215H26V216L29 215V217H27L25 220H26V221L29 220L30 222H32L33 224H32V223H31V224L33 225L34 228L32 227V228H33V229L31 228L32 230L27 229L28 226H27V227L24 226V228H20V229H19V227H18V229L16 228L17 231L19 230V232L22 234V236H20V237H23V234H24V235H25L26 233L29 234V232L36 233V231H37L38 229H41V230H43V232L49 234V236L51 235V236H53L54 238H56V239H58V240H57V241H49V240H45V238H43V236H42V237H35V236H34L35 238H34L33 236H32V237H31V236H30V237L28 236V238L24 236L25 238H23V239H22V238H21L20 240L17 239V242H19L18 244H19V248H20V249H19V252H18V251H17V252L20 253V256L22 257V260H21V259L19 260V254H17V255L14 254V255H15V256L18 258V260L21 261L23 264H69L70 262L68 263V261H72V260L77 261L76 264H89V262H90L91 264H110V263L112 262V259H113V258H112L113 255H112V253H111V252H112V251H111L112 248L107 249L106 246L101 245L102 247L104 246V247L102 248V247L100 246V244H101L100 241L103 240V239H106V238H107V239L110 238V237H108V236H110V235L112 234V230L114 229V227H116V225H114V227H112V226H113V224H112L111 227H112L113 229L111 228L112 230H111V232H109L110 234L107 233V236H106V232H107V231L104 230L103 226H101L102 224H99L100 222H97V221H100V220L103 221L104 216H103V217L100 216V218H102V219H100L99 217H97V218L100 219V220H96V222H95V220H93V221H94V222H93L92 219H94V217L92 218V216H93L94 214L91 215V212L88 211V213L90 212L89 214L91 215V219H90V217H89V219H90V220H89L87 217L90 216V215H88V216L86 217L85 214H83L84 212H82V211H84L83 209L86 208V207H83V205L85 206V204H87V203L83 204V202H82L81 200H84V202H88V201H90L91 199L89 200V198L92 197L93 193L86 192V191L84 192L82 189L79 188V189L81 190V193H80V190H78V188H76ZM107 189H110V188H107ZM107 189H106V190H107ZM113 189H114V188H113ZM113 189H112V190H113ZM115 189H116V188H115ZM115 189H114V190H115ZM118 189H119V188H118ZM130 189H131V188H130ZM136 189H137V187H136ZM136 189H135V190H136ZM162 189H164V187H162ZM162 189H161V190H162ZM168 189H169V188H168ZM198 189H199V188H198ZM198 189H197V190H198ZM74 190H73V191H74ZM95 190H96V188H95ZM120 190H121V189H120ZM138 190H139V189H138ZM150 190H149V191L146 190L147 192H146V193L144 192V194H143V190H141V191L139 192V194L142 192V198H143V195H145V194H147V196H149V194H150V193H149ZM161 190H160V192H158V193L163 192V191H161ZM97 191H102V190H97ZM107 191H108V193H109V190H107ZM169 191H170V190H169ZM83 192H84V193H83ZM111 192H112V191H111ZM115 192H116V191H114V193H115ZM119 192H120V191H119ZM123 192H124V191H123ZM180 192H181V191H180ZM249 192H250V191H249ZM16 193H17V192H16ZM56 193L58 194V196H56V195H57ZM73 193H75V192H73ZM96 193H97V192H96ZM100 193H101V192H100ZM104 193H106V195H107V192H104ZM121 193H122V192H121ZM165 193H166V191H165ZM169 193H170V192H169ZM54 194H55V195H54ZM97 194H99V193H97ZM101 194H102V193H101ZM111 194H112V193H111ZM139 194H138V195H139ZM176 194H177V193H176ZM46 195H47V194H46ZM102 195L104 196L105 194H102ZM128 195H129V194H127V196H128ZM155 195H154V196H155ZM161 195H162V194H161ZM161 195H160V197H161ZM174 195H175V194H174ZM127 196H126V198H127ZM130 196H131V195H130ZM135 196H136V195H135ZM135 196H134V197L132 196V198H130V197H128V198H130V199H136V200H135V201H136V205H139V204L142 205V204L145 203L144 201L147 200V199L142 200L143 203H142V202L140 203V202H138V201H139L138 199H140V201H141V198H138V199H137V196H136V197H135ZM150 196H151V195H150ZM157 196H158V198H159V195H157ZM157 196H156V197H157ZM162 196H163V195H162ZM172 196H173V195H172ZM140 197H141V194H140ZM144 197H145V196H144ZM79 198H80V199H79ZM103 198H104V197H103ZM119 198L121 199V197H119ZM49 199H50V198H49ZM55 199H56V200H55ZM92 199H93V198H92ZM104 199H105V198H104ZM130 199H129V200H130ZM169 199H170V198H169ZM54 200H55V201H54ZM78 200H79V201H78ZM108 200H110V199H108ZM122 200H123V199H122ZM166 200H167V199H166ZM91 201H95V200H91ZM91 201H90V202H91ZM111 201H113V200L111 199ZM151 201H152V200H151ZM31 202H34V201H31ZM31 202H30V203H31ZM49 202H50V200H49ZM116 202H117V201H116ZM146 202H147L146 204H148L149 201H146ZM171 202H172V201H171ZM30 203H29V204H30ZM81 203H82V205H81ZM91 203H92V202H91ZM119 203H120V202H119ZM122 203H124V202H122ZM125 203H126V202H125ZM131 203H132V202H131ZM34 204H37V203H34ZM45 204H46V203H45ZM88 204H89V203H88ZM94 204H95V203H94ZM94 204H93V205H94ZM165 204H166V203H165ZM47 205H45V209L48 207ZM91 205H92V204L89 205L90 208L93 207V206L91 207ZM96 205H97V203H96ZM119 205H120V204H119ZM119 205H118V206H119ZM122 205H123V204H122ZM122 205H121V206H122ZM149 205H150V204H149ZM156 205H157V204H156ZM23 206H25V205H23ZM46 206H47V207H46ZM80 206L82 207V209H81V208L79 209ZM86 206H88V205H86ZM99 206H101V205L98 204V206H95V209H93V210H96V207L98 208ZM115 206H117V205H115ZM115 206L113 207V209H115V210H113V211L116 212L118 208L116 209ZM126 206H127V204H126ZM128 206H129V208H131V209H133V210L130 209V212H128V213H130V214L127 213L126 215H127V216H128V215H131V213H132L131 211H133V214H132L131 216H136V215H134V208L137 207V206H135V204H132V206H131L130 203H128ZM128 206H127V207H128ZM151 206H152V208L154 207L152 204H151ZM34 207H35V206H34ZM124 207H125V206H124ZM124 207H123V208H124ZM138 207H139V206H138ZM149 207H150V206H149ZM26 208H27V207H26ZM26 208H24V209H26ZM101 208H103V207H101ZM123 208H122V209H123ZM129 208H127V209H129ZM140 208H141V207H139V209H140ZM88 209H89V207H88ZM99 209H100V207H99ZM127 209H126V210H127ZM20 210H21V209H20ZM86 210H87V209H86ZM86 210H85V213H86V215H87L88 213H87ZM100 210H101V209H100ZM102 210H103V209H102ZM110 210H111V212H112V209H110ZM118 210L121 211V209H118ZM126 210H124V211H126ZM17 211H18V210H17ZM91 211H92V210H91ZM97 211H98V210H97ZM108 211H109V210H108ZM124 211H123V213H124ZM127 211H129V210H127ZM127 211H126V212H127ZM24 212H26V211H24ZM27 212H26V213H27ZM92 212H94V211H92ZM99 212H100V211H99ZM137 212H138V211H137ZM137 212H136V214H138ZM140 212H141V211H139V213H140ZM150 212H151V210H150ZM150 212H149V213H150ZM94 213H95V212H94ZM102 213H103V212H102ZM105 213H107V214H106V216H105V218H104V221H105L106 218H108L107 216H108L109 214H112V213H109V214H108V212H105ZM118 213L121 214L120 212H118ZM118 213H117V214H118ZM45 214H47V213H45ZM113 214H114V212H113ZM119 214H118V215H119ZM124 214H125V213H124ZM124 214H122V216H123ZM150 214H151V213H150ZM95 215H96V213H95ZM97 215H99V214H97ZM100 215H101V214H100ZM138 215H139V214H138ZM138 215H137V216H138ZM140 215H141V213H140ZM68 216H69V218H68ZM72 216H73V217H72ZM127 216H126V217H127ZM248 216H249V215H248ZM70 217H71V218H70ZM95 217H96V216H95ZM109 217H110V216H109ZM113 217H114V216H113ZM118 217H119V216H118ZM118 217H117V219H119ZM129 217H130V216H129ZM129 217H127V218H129ZM138 217H139V216H138ZM20 218L22 219V217H20ZM72 218H73V219H72ZM97 218H95V219H97ZM120 218H121V215H120ZM248 218H249V217H248ZM121 219H122V218H121ZM136 219H137V218H136ZM2 220H3V219H2ZM107 220H110V221H111V220H112V217H111V219L108 218ZM132 220H133V219H132ZM21 221H22V220H21ZM91 221H92V222H91ZM104 221H103V223H104ZM110 221H109V222H110ZM114 221H116V220H114ZM119 221H120V220H119ZM119 221H117V222H119ZM121 221H122V220H121ZM5 222H6V221H5ZM24 222H25V221H24ZM106 222H108V221H106ZM106 222H105V223H106ZM117 222H115V223H117ZM122 222H123V227H125V226H126V223H124V222H125V218L123 219ZM130 222H131V221L128 220L127 225H128V223L131 224ZM101 223H102V222H101ZM120 223H121V222H120ZM18 224H19V223H18ZM31 224H30V225H31ZM106 224H107V223H106ZM117 224H118V223H117ZM103 225H105V224H103ZM120 225H121V224H119V227H120ZM124 225H125V226H124ZM15 226H16V225H15ZM29 227H30V226H29ZM107 227H108V226H107ZM117 227H118V225H117ZM119 227H118V228H119ZM126 227H128V226H126ZM118 228H117V230L114 229V230H116V231L113 230V231H114L113 234H115V233L118 234V232H120V231H119L120 229H118ZM120 228H121V227H120ZM105 229H106V228H105ZM127 229H128V228H127ZM103 230H104V231H103ZM121 230H122V228H121ZM128 230H129V229H128ZM128 230L126 231V234H127V232H129ZM122 231H123V230H122ZM130 231L134 232L133 230H130ZM38 232H39V231H38ZM43 232H42V234H43ZM123 232H125V231H123ZM245 232H246V231H245ZM7 233H8V232H7ZM14 233H15V232H14ZM39 233H40V232H39ZM39 233H36V234H34V235H37V234H39ZM121 233H122V232H120V235L118 234V235L121 237V238H119L118 240L122 239V237H123V235H122ZM130 233H131V232H129V235H130ZM21 234H20V235H21ZM28 234H26V235H28ZM113 234H112V235H113ZM126 234H125V235H126ZM136 234H137V233H136ZM14 235H15V234H14ZM30 235H31V234H30ZM112 235H111V236H112ZM121 235H122V236H121ZM125 235H124V236H125ZM129 235H128V237H129ZM132 235L134 236L135 234L133 233ZM132 235H131V236H132ZM115 236H116V235H115ZM139 236H140V235H139ZM45 237H46V236H45ZM126 237H127V236H126ZM128 237H127V238H128ZM115 238L117 239L118 237H115ZM115 238H114V239H115ZM131 238H132V237H131ZM3 239H4V238H3ZM12 239H13V238H12ZM46 239H47V237H46ZM111 239H113V237H112ZM124 239H125V237H124ZM4 240H5V239H4ZM13 240H14V239H13ZM109 240H110V239H109ZM109 240H107V241H109ZM118 240H117V241H118ZM122 240H123V239H122ZM134 240H135V239H134ZM5 241H6V240H5ZM98 241H99V245L96 246V245H97L96 243H97ZM132 241H133V240H132ZM13 242H15V241H13ZM13 242L11 241V243H13ZM103 242H104V241H103ZM105 242H106V241H105ZM113 242H114V241H113ZM123 242H125V241L123 240ZM9 243H10V242H9ZM15 243H16V242H15ZM108 243H109V242H108ZM108 243H107V244H108ZM115 243L117 244V242H115ZM115 243H114V244H115ZM132 243H133V242H132ZM1 244H5V243L2 242ZM7 244H8V242L6 243V245H7ZM102 244H103V243H102ZM122 244H123V243H122ZM126 244H127V243H126ZM9 245H10V244H8V246H9ZM14 245H15V244H14ZM30 245L32 246V249H31V250H33V251H29V250H28V247H29ZM105 245H106V244H105ZM111 245H112V247H113V244H111ZM111 245H110V246H111ZM117 245H118V244H117ZM0 246H1V247H0V249H1L2 246H4V245H0ZM118 246H119V245H118ZM120 246H121V245H120ZM5 247H6V249H8L7 246H5ZM132 247H133V246H132ZM9 248H10V247H9ZM11 248H12V247H11ZM97 248H98V249L101 248L100 250L106 248V250H105L104 252L91 251V250H94V249H97ZM117 248H118V247H117ZM3 249L5 250V248H3ZM3 249H2V250H3ZM115 249H116V248H115ZM125 249H126L125 251L128 252V251L130 250V246L125 245ZM11 250H12V249H11ZM118 250H119V249H118ZM17 252H15V253H17ZM0 253H1V252H0ZM105 253H107L108 256L103 257V254H105ZM114 253H115V252H114ZM131 253H132V252H131ZM4 254H5V253H4ZM2 255H3V254H2ZM116 255H117L118 262H120V263H122V264H130V263H131V260H130V261H125V258H119V257H120V254L117 253ZM5 256H6V255H5ZM7 256H8V255H7ZM7 256H6V258H7ZM13 257H14V256H13ZM107 257L109 258L108 262H107V260H106ZM3 258H4V257H3ZM9 258H10V257H9ZM1 259H2V258H1ZM150 259H151V258H150ZM11 260H12V258H11ZM14 260H16V259H14ZM18 260H17V261H18ZM151 260H152V259H151ZM156 261H157V260H156ZM5 262H7V259H6V261H4V263H5ZM12 262H13V261H12ZM14 262H15V261H14ZM145 262H146V261H145ZM164 262H165V261H164ZM0 263H1V260H0ZM7 263H10V262H7ZM16 263H17V262H16ZM19 263H20V262H19ZM17 264H18V263H17ZM71 264H72V262H71ZM74 264H75V263H74Z\"/></svg>",
	"mask_w": 264,
	"mask_h": 264
}]
</instances>
